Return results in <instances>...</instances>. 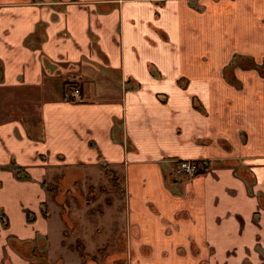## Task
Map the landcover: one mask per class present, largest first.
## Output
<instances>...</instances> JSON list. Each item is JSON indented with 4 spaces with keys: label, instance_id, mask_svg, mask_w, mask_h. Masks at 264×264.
<instances>
[{
    "label": "crops",
    "instance_id": "1",
    "mask_svg": "<svg viewBox=\"0 0 264 264\" xmlns=\"http://www.w3.org/2000/svg\"><path fill=\"white\" fill-rule=\"evenodd\" d=\"M234 55L264 60V0H0V264L47 263L63 167L122 169L127 264H264V78Z\"/></svg>",
    "mask_w": 264,
    "mask_h": 264
},
{
    "label": "rangeland",
    "instance_id": "2",
    "mask_svg": "<svg viewBox=\"0 0 264 264\" xmlns=\"http://www.w3.org/2000/svg\"><path fill=\"white\" fill-rule=\"evenodd\" d=\"M73 87L72 90L69 87L68 92L80 91L76 85ZM80 100L82 95L80 98H73V101ZM2 106L4 111L11 110L6 114L8 116L24 115L25 122H32L38 115V104L34 101L3 103ZM118 170L117 176L113 172V179L102 167H63L52 171L53 176L46 186L54 227L58 229L51 231L48 236L50 248L47 249L46 264H80L76 250L60 247L61 224L65 230L63 238L66 242L73 243L77 239L83 241L86 256L81 258L82 263L86 260L85 264H127L131 250L125 241L123 171L121 168ZM170 176L167 179L169 183L172 179ZM47 209L49 212L50 207ZM36 256L41 258L43 254L37 251Z\"/></svg>",
    "mask_w": 264,
    "mask_h": 264
},
{
    "label": "trees",
    "instance_id": "3",
    "mask_svg": "<svg viewBox=\"0 0 264 264\" xmlns=\"http://www.w3.org/2000/svg\"><path fill=\"white\" fill-rule=\"evenodd\" d=\"M235 68H243V69H254V70H256L258 73H259V75L261 76V77H263L264 78V60L262 61V63H260V64H258V63H256L251 57H249V56H243V55H234L233 57H232V60L228 63V65L225 67V70H224V73H225V75H228L229 74V81L231 82V83H233V84H236L237 83V81L234 79V78H232V73H233V69H235ZM231 73V74H230ZM32 130V132L34 133V136L35 137H37L38 136V134H36L35 132H34V129L32 128L31 129ZM201 165V164H200ZM200 165H198V163L196 164V166H197V169H196V171H195V173L194 174H196V173H198V172H200V171H202L203 169H204V167L205 166H200ZM103 169H106V172H108V173H110L111 174V176H112V179H113V172H115V174H116V176H117V171H115L114 169H111V168H108V167H102ZM16 173H17V175L18 176H24L25 175V173H24V171L23 170H21L20 168H17L16 169ZM169 174H167L166 175V179H168L169 178V176H168ZM171 177V176H170ZM172 179L171 180H173V177H171ZM111 179V180H112ZM116 185H117V183H115ZM123 194V190H122V187H121V195ZM44 209H46V210H48L47 209V205H45V208ZM42 211V214L44 215V216H46V212L47 211ZM65 235V230H63V236ZM61 246H63V247H67L68 249H70V250H76V252H77V254L82 258V257H84V255H85V251H84V249H85V247H84V243H83V241L81 240V239H77L75 242H73V243H67L65 240H64V238L61 240ZM86 256V255H85Z\"/></svg>",
    "mask_w": 264,
    "mask_h": 264
},
{
    "label": "built area",
    "instance_id": "4",
    "mask_svg": "<svg viewBox=\"0 0 264 264\" xmlns=\"http://www.w3.org/2000/svg\"><path fill=\"white\" fill-rule=\"evenodd\" d=\"M74 84L68 83L65 86V92L67 94V97L69 100L73 101V98L76 96L77 98H80L81 94L80 91L74 90V93H71V91L68 92L69 87L74 89ZM197 169L196 162L193 160H176V168H175V173H180L182 175H189L192 176L194 175L195 171Z\"/></svg>",
    "mask_w": 264,
    "mask_h": 264
}]
</instances>
